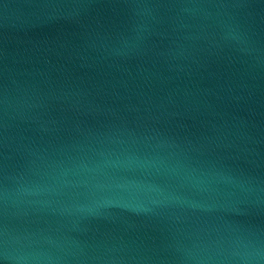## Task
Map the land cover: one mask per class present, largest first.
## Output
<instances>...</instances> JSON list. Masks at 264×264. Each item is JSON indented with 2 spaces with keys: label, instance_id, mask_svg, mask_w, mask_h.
<instances>
[{
  "label": "water",
  "instance_id": "water-1",
  "mask_svg": "<svg viewBox=\"0 0 264 264\" xmlns=\"http://www.w3.org/2000/svg\"><path fill=\"white\" fill-rule=\"evenodd\" d=\"M0 264H264V0H0Z\"/></svg>",
  "mask_w": 264,
  "mask_h": 264
}]
</instances>
